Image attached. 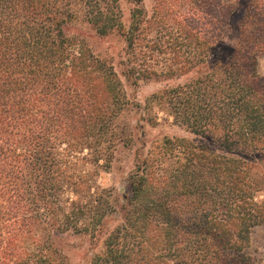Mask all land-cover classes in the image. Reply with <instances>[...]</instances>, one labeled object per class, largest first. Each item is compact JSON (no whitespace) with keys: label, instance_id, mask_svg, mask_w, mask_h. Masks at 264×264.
Segmentation results:
<instances>
[{"label":"trees","instance_id":"1","mask_svg":"<svg viewBox=\"0 0 264 264\" xmlns=\"http://www.w3.org/2000/svg\"><path fill=\"white\" fill-rule=\"evenodd\" d=\"M238 5L0 0V264H68L55 244L67 233L86 239L85 264H256L264 0L236 18ZM78 10L99 35L123 38L132 84L183 77L149 98L143 120L190 136L137 149L120 197L101 174L132 142L117 122L132 104L114 67L67 33Z\"/></svg>","mask_w":264,"mask_h":264},{"label":"rangeland","instance_id":"2","mask_svg":"<svg viewBox=\"0 0 264 264\" xmlns=\"http://www.w3.org/2000/svg\"><path fill=\"white\" fill-rule=\"evenodd\" d=\"M226 1L230 3L239 2L238 7H236L237 14L235 17L237 18L243 11V4L247 0ZM143 4L146 10L150 12L153 0H143ZM121 8L122 20L127 23L130 6L127 2L122 1ZM76 12L75 20L66 27L67 33L81 38L94 54L114 67L132 104L122 112L117 120L118 125L126 129L127 133H133L132 142L118 145L109 170L101 174L102 184L113 187L116 197H120L125 189L124 179L132 167L137 149L142 148L143 144L148 147L152 142L159 141L164 136H190L184 128L173 124L171 119L167 121L158 119L157 123H148L143 120V112L149 98L161 89L182 81L183 77L181 79H151L140 81L135 85L132 84L122 75L123 38L117 31L99 35L93 26L85 20L83 12L81 10ZM258 71L260 75L264 76V52L258 55ZM152 110L158 111L156 107ZM161 115L162 113L158 111V116L160 117ZM206 142L209 143L208 141ZM55 244L66 255L68 264H85L90 253L86 239L73 233L62 235L55 240ZM252 252L256 264H264V222L256 227L253 232Z\"/></svg>","mask_w":264,"mask_h":264}]
</instances>
